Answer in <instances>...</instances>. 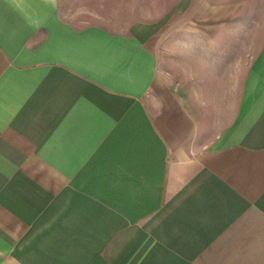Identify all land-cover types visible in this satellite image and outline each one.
Instances as JSON below:
<instances>
[{
    "label": "crops",
    "instance_id": "obj_1",
    "mask_svg": "<svg viewBox=\"0 0 264 264\" xmlns=\"http://www.w3.org/2000/svg\"><path fill=\"white\" fill-rule=\"evenodd\" d=\"M142 31L0 0V264H264V72L208 134Z\"/></svg>",
    "mask_w": 264,
    "mask_h": 264
},
{
    "label": "rangeland",
    "instance_id": "obj_2",
    "mask_svg": "<svg viewBox=\"0 0 264 264\" xmlns=\"http://www.w3.org/2000/svg\"><path fill=\"white\" fill-rule=\"evenodd\" d=\"M234 1L238 13L227 17L225 10ZM59 13L77 28L127 31L137 26L153 37L164 82L182 94L203 86L207 119L223 123L210 124L208 134L228 126L230 110L220 109L221 100L238 84L231 74L251 68L242 57L254 54L256 81L264 72V0H59Z\"/></svg>",
    "mask_w": 264,
    "mask_h": 264
}]
</instances>
